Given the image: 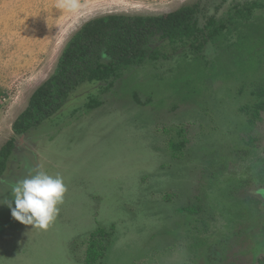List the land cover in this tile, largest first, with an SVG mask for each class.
<instances>
[{"label":"rangeland","instance_id":"obj_1","mask_svg":"<svg viewBox=\"0 0 264 264\" xmlns=\"http://www.w3.org/2000/svg\"><path fill=\"white\" fill-rule=\"evenodd\" d=\"M251 2L258 8L247 21L228 23ZM59 3L0 0V148L15 140L0 200L12 202L11 184L38 170L67 186L46 229L0 204V264H85L89 234L111 226L97 264H252L264 253V111L249 124L240 109L257 101L253 84L264 86V0H78L75 13ZM193 5L199 28L214 17L228 30L200 52L156 39L157 60L109 87L81 85L50 120L14 135L85 23ZM91 98L101 105L87 108Z\"/></svg>","mask_w":264,"mask_h":264},{"label":"trees","instance_id":"obj_2","mask_svg":"<svg viewBox=\"0 0 264 264\" xmlns=\"http://www.w3.org/2000/svg\"><path fill=\"white\" fill-rule=\"evenodd\" d=\"M254 7L255 4L237 7L234 15L238 21H247ZM196 13L197 7L193 5L183 6L161 16L111 15L85 23L64 48L54 73L32 93L27 107L13 122L14 135H25L50 120L81 85L107 84L129 68L140 66L147 60H157L158 50L152 48L156 37L170 44L187 43L190 49L200 51L202 44L199 39L203 33L197 26ZM206 27L209 37L213 38L220 34L226 25L209 20ZM110 85L111 82L108 87ZM249 93L257 101L252 106L241 108L240 111L248 117L249 124H252L264 111V86L253 84ZM138 102L140 103L139 100ZM100 105L101 103L91 98L86 107L94 109ZM184 146L183 140L172 144L170 148L175 153L182 151ZM14 149V138L1 146L0 177L5 172ZM196 211L194 208L193 212ZM112 230L113 226L109 230L98 228L89 234L85 264L101 262L109 246Z\"/></svg>","mask_w":264,"mask_h":264},{"label":"clouds","instance_id":"obj_3","mask_svg":"<svg viewBox=\"0 0 264 264\" xmlns=\"http://www.w3.org/2000/svg\"><path fill=\"white\" fill-rule=\"evenodd\" d=\"M58 6L70 13L80 8L78 0H60ZM9 189L13 201L0 200V204H6L11 209L16 221L41 229H46L56 219L67 192L61 174L52 175L39 170L13 182Z\"/></svg>","mask_w":264,"mask_h":264},{"label":"flooded vegetation","instance_id":"obj_4","mask_svg":"<svg viewBox=\"0 0 264 264\" xmlns=\"http://www.w3.org/2000/svg\"><path fill=\"white\" fill-rule=\"evenodd\" d=\"M248 4H255V7L251 10L252 12H251V15H252V13L255 11V10H257V6H258V4L257 3H254V2H251V3H248ZM243 5H245V4H243ZM234 12H235V10L231 13V15L230 16H228V18H227V21H229L228 23H235V22H237L238 21V18H236L235 17V15H234ZM197 13H198V11H197ZM197 13H196V15H197ZM251 18V17H250ZM209 20H214V23H216V24H219V23H223L224 25H226V28L220 33V34H218L216 37H213V38H211V37H209V35H208V31H206L207 30V24H208V22H209ZM198 25V24H197ZM201 31H202V35L200 36V39H199V42L202 44V49L204 48V46L205 45H207V43H210V42H215L216 41V39H218L219 38V36L222 34V33H224L225 31H227L228 29H227V24H225L224 22H218L217 23V21H216V19L214 18V17H211V18H209L208 20H207V22H206V24L202 27V28H199ZM156 39H159V38H157L156 37ZM155 39V40H156ZM154 40V41H155ZM178 44V43H177ZM180 44V43H179ZM190 47V46H189ZM201 49V50H202ZM200 50V51H201ZM200 51H197V52H200ZM256 204V203H255ZM197 210V209H196ZM197 212V211H196ZM194 214V213H193ZM252 264H264V253H262V254H260V256H258L256 259H255V261H253V263Z\"/></svg>","mask_w":264,"mask_h":264}]
</instances>
